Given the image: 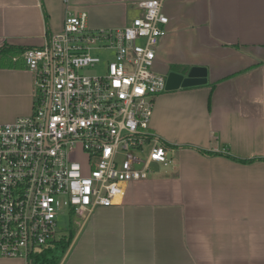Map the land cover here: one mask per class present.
Instances as JSON below:
<instances>
[{
	"label": "crops",
	"instance_id": "0c3cea01",
	"mask_svg": "<svg viewBox=\"0 0 264 264\" xmlns=\"http://www.w3.org/2000/svg\"><path fill=\"white\" fill-rule=\"evenodd\" d=\"M143 1L0 0V49L43 46L69 14L123 28ZM161 1L170 22L154 70L205 69L208 82L156 98L151 128L171 164L84 219L59 264H264V0ZM5 55L0 124L34 109L32 73Z\"/></svg>",
	"mask_w": 264,
	"mask_h": 264
},
{
	"label": "built area",
	"instance_id": "2783aa9c",
	"mask_svg": "<svg viewBox=\"0 0 264 264\" xmlns=\"http://www.w3.org/2000/svg\"><path fill=\"white\" fill-rule=\"evenodd\" d=\"M138 5L143 14L123 28L94 29L86 12L69 14L61 32L22 53L34 109L0 124V259L28 262L56 241L62 209L86 219L154 165L171 164L151 128L166 92L154 66L170 20L161 0ZM102 50L114 59L87 74L104 71L93 54Z\"/></svg>",
	"mask_w": 264,
	"mask_h": 264
},
{
	"label": "trees",
	"instance_id": "16d2710c",
	"mask_svg": "<svg viewBox=\"0 0 264 264\" xmlns=\"http://www.w3.org/2000/svg\"><path fill=\"white\" fill-rule=\"evenodd\" d=\"M26 50V48H19V50L15 51L13 50V48H1L0 49V56L5 54V57L7 58L8 55H10L11 53L13 55H17L19 54L22 55V53ZM9 52H11L9 54ZM21 57H18L17 61H14V66H16V63L19 62ZM0 62H3V60H1ZM24 62V61H23ZM12 61L8 58L6 64L9 66H12ZM165 147L166 144L164 143ZM202 153H204L205 155H217L216 153L213 152H208V151H204L201 150ZM244 163H250L249 161H242ZM74 218H76L77 216L73 213L72 214ZM78 220V219H77ZM77 220H74V222H72V226L70 228V230L67 232V234L63 235L59 241H55L53 242L49 247L45 248L43 251L34 254L32 256L31 259H29L28 263L29 264H59L60 260L62 259V257L65 255V253L68 251V249L70 248L71 244L73 243V240L77 234L79 225Z\"/></svg>",
	"mask_w": 264,
	"mask_h": 264
},
{
	"label": "rangeland",
	"instance_id": "374dc122",
	"mask_svg": "<svg viewBox=\"0 0 264 264\" xmlns=\"http://www.w3.org/2000/svg\"><path fill=\"white\" fill-rule=\"evenodd\" d=\"M93 54L96 56H99L103 59L102 64L104 66V71L102 68H99V69H96L94 71H87L86 73L87 74H96V73L105 72V66L107 65V63L111 62L114 59L113 52L102 50L99 52L95 51V52H93ZM159 166H162V165H154V168L156 169ZM72 214L73 213L71 212V210L68 207H65L64 209H62L59 212V215L57 217L58 230H57V234H56V241H59L63 235L67 234V232L70 230V228L72 226V222H74V220L78 219L77 222H78V225H80L83 222V220L85 219V218H78V217L74 218Z\"/></svg>",
	"mask_w": 264,
	"mask_h": 264
},
{
	"label": "water",
	"instance_id": "95a60500",
	"mask_svg": "<svg viewBox=\"0 0 264 264\" xmlns=\"http://www.w3.org/2000/svg\"><path fill=\"white\" fill-rule=\"evenodd\" d=\"M207 82V72L205 69L193 68L187 76L171 72L167 76L166 90L174 91L180 88L203 86Z\"/></svg>",
	"mask_w": 264,
	"mask_h": 264
}]
</instances>
